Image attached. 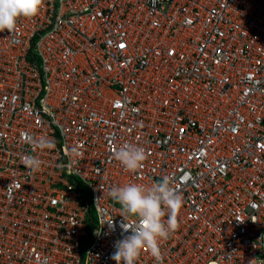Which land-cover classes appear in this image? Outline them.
<instances>
[{
    "label": "built area",
    "instance_id": "1",
    "mask_svg": "<svg viewBox=\"0 0 264 264\" xmlns=\"http://www.w3.org/2000/svg\"><path fill=\"white\" fill-rule=\"evenodd\" d=\"M163 176L161 264H264V0H44L0 32V264H116L109 189Z\"/></svg>",
    "mask_w": 264,
    "mask_h": 264
},
{
    "label": "clouds",
    "instance_id": "2",
    "mask_svg": "<svg viewBox=\"0 0 264 264\" xmlns=\"http://www.w3.org/2000/svg\"><path fill=\"white\" fill-rule=\"evenodd\" d=\"M44 0H0V32L16 30L18 19L31 18L39 13ZM38 145L51 148L53 141L41 139ZM114 158L128 171L136 172L143 167L147 159L146 150L135 144L126 143L113 153ZM27 166L37 171L42 161L37 157H28ZM108 196L121 206L119 222L122 239L115 241V252L112 259L116 264H137L145 248L155 258L156 264L163 259L162 241H166L178 226L177 214L182 207L183 198L172 186L169 176H163L152 184L127 183L112 186ZM167 215V219L165 217ZM104 225L109 231L116 230L114 219L102 222L99 235Z\"/></svg>",
    "mask_w": 264,
    "mask_h": 264
}]
</instances>
